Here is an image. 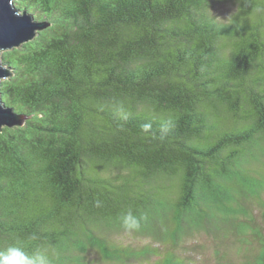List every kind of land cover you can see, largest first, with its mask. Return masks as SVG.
I'll use <instances>...</instances> for the list:
<instances>
[{"label": "trees", "instance_id": "obj_1", "mask_svg": "<svg viewBox=\"0 0 264 264\" xmlns=\"http://www.w3.org/2000/svg\"><path fill=\"white\" fill-rule=\"evenodd\" d=\"M15 6L49 26L1 56L28 118L0 130V250L36 234L53 264H264V0Z\"/></svg>", "mask_w": 264, "mask_h": 264}, {"label": "water", "instance_id": "obj_2", "mask_svg": "<svg viewBox=\"0 0 264 264\" xmlns=\"http://www.w3.org/2000/svg\"><path fill=\"white\" fill-rule=\"evenodd\" d=\"M15 1L0 0V82L12 75V70L2 63V53L34 40L38 32L49 26L47 22L37 21L27 10L17 9ZM27 118L6 107L0 98V130L22 126Z\"/></svg>", "mask_w": 264, "mask_h": 264}, {"label": "clouds", "instance_id": "obj_3", "mask_svg": "<svg viewBox=\"0 0 264 264\" xmlns=\"http://www.w3.org/2000/svg\"><path fill=\"white\" fill-rule=\"evenodd\" d=\"M118 114L127 118L125 109L121 105L117 108ZM146 128L151 125H145ZM162 132L168 131V126H161ZM99 206V202H97ZM121 226L126 232L137 231L141 228L143 216H137L132 210L124 212L120 217ZM36 234H31L25 238L14 237L13 242L6 248L0 250V264H53L55 252L49 247H42L34 242L38 241Z\"/></svg>", "mask_w": 264, "mask_h": 264}, {"label": "rangeland", "instance_id": "obj_4", "mask_svg": "<svg viewBox=\"0 0 264 264\" xmlns=\"http://www.w3.org/2000/svg\"><path fill=\"white\" fill-rule=\"evenodd\" d=\"M233 7L231 6V5H228V6H226V5H220L218 8H216V12H219V14H221V16L222 17H224V18H226V17H228L231 13H232V11H233ZM218 14V15H219ZM124 240V242L126 243V244H128V242H130L131 241V239L133 238L132 236H129V235H127V234H124L123 235V237H122ZM208 237H206V238H203L202 239V242L204 243V245H205V248H211L212 246V243L209 241V240H205V239H207ZM133 241V240H132ZM136 243H138V244H145V243H150V242H148V240H146V239H144V240H142V239H138L137 241H136ZM193 249H189V251H191V253L192 254H194L193 256H197L196 254H198L196 251L194 252V251H192ZM199 251V250H198ZM214 250H212V249H209V250H207L206 252L205 251H203V253H202V255L201 256H197V258H198V262H200V263H202L203 262V259L205 258L204 256L206 255H208L209 253H211V252H213ZM96 259V257H92L91 258V261L92 260H95ZM211 260V259H210ZM231 263L233 262V258L230 256L229 257V259H228ZM214 261H211V263H213Z\"/></svg>", "mask_w": 264, "mask_h": 264}]
</instances>
